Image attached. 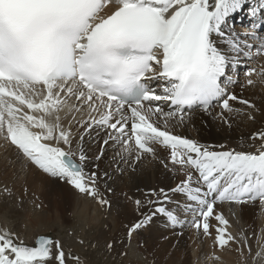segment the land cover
<instances>
[{"label": "snow or ice", "instance_id": "snow-or-ice-1", "mask_svg": "<svg viewBox=\"0 0 264 264\" xmlns=\"http://www.w3.org/2000/svg\"><path fill=\"white\" fill-rule=\"evenodd\" d=\"M260 55L264 0H0V139L107 208L102 187L112 191L110 176L100 173L98 161L109 147L121 173L146 154L160 159L182 179L132 201L138 219L128 239L160 217L168 227L206 237L214 229V244L237 245L246 261L249 237L233 235L218 208L227 204L233 217L257 205L264 212V126L240 150L174 130L216 107V118L229 127L240 115L254 121L260 109L232 89L255 86L254 73L264 77V67L257 72L247 63ZM86 142L100 144L99 154L89 155ZM256 239L254 262L264 260V236ZM69 257L82 264L59 240L40 235L28 245L0 228V264H67Z\"/></svg>", "mask_w": 264, "mask_h": 264}, {"label": "bare ground", "instance_id": "bare-ground-1", "mask_svg": "<svg viewBox=\"0 0 264 264\" xmlns=\"http://www.w3.org/2000/svg\"><path fill=\"white\" fill-rule=\"evenodd\" d=\"M237 23L239 24V18ZM247 63L259 72L264 67V55L256 56ZM241 69L239 79L243 82L246 69ZM251 78L257 81L255 86H248L241 91L239 85H236L232 91L241 98L251 100L260 109L255 113L254 121L249 120L246 115H240L232 118L229 127L216 118L215 113L220 111L216 107L212 115L197 112L187 126L177 127L175 134L195 138L204 144H224L240 150L249 135L264 126V83H260L264 77H258L254 73ZM230 103L236 108L245 107L238 102ZM79 118L77 114V119ZM71 119L69 114L63 123L67 125ZM86 147L89 155L99 154L100 144L86 142ZM166 155L163 150L159 152L161 158ZM114 156L115 152L109 147L98 161L100 173L106 171L110 176L106 183L112 191L107 192L102 187L105 197L111 202V207L107 208L101 207L87 196L80 195L68 184L44 174L30 162L18 157L14 146L0 139V209H5L11 217L19 220L12 225L16 230L24 232L27 229L30 234L32 231H50L51 228L55 230L54 223L68 225L73 216L84 218L86 223L101 227L96 240L112 243L111 253L121 256L126 264H264V260L260 258L255 262L252 259L257 250L256 237L264 236V212L260 211L258 205L245 207L242 211L237 210L235 217L227 204L218 208L231 221L229 230L233 235L243 232L249 237L252 252L249 255L245 249L246 261L235 251V244L220 250L214 244V229L212 235L206 237L191 227H168L160 217L135 232L129 240L127 228L138 216L134 204H126L125 200L131 201L127 196L131 197L133 190L138 187L140 192L136 194L135 191L134 200L142 198V192L152 188L172 187L182 177H174L160 159H153L147 154L132 167L123 165L121 173L113 163ZM100 183L103 186L105 180L101 179ZM5 186L10 189V194L2 191ZM18 196L23 197L19 200ZM211 222L214 225L217 223L214 220ZM213 254L218 255L220 260L210 259ZM106 260L108 262L107 257Z\"/></svg>", "mask_w": 264, "mask_h": 264}, {"label": "rangeland", "instance_id": "rangeland-1", "mask_svg": "<svg viewBox=\"0 0 264 264\" xmlns=\"http://www.w3.org/2000/svg\"><path fill=\"white\" fill-rule=\"evenodd\" d=\"M139 189L140 188L136 187V190H133V194L131 196L132 199L131 201L125 200L126 204L130 205V203H132L135 191L136 194H138L140 192ZM9 197L13 198L12 196ZM22 197L23 196H18V199L20 200ZM129 197L130 196H127V199H129ZM72 218L73 222L71 221L68 225L54 223V227L56 226L55 230L51 228L50 231L49 229L46 231H32V234H30L27 229H25L24 232H19L18 229L16 230L12 225H14V223H18L19 220L11 217L5 209H0V228L7 229L10 232L15 233L16 237L23 240L28 245L34 243L37 235H51L52 233L55 240H59L63 245L64 251L66 253L70 251L72 255L79 256L82 264H126V260H122L121 256L113 255L111 253V250L108 249V241L98 242V240H96L99 232L98 230L101 228L100 226L88 224L85 222L84 218H79L77 216H73ZM23 227H25V225ZM80 241H83V243H80ZM106 257L108 258V262ZM67 264H73L70 257L67 260Z\"/></svg>", "mask_w": 264, "mask_h": 264}, {"label": "water", "instance_id": "water-1", "mask_svg": "<svg viewBox=\"0 0 264 264\" xmlns=\"http://www.w3.org/2000/svg\"><path fill=\"white\" fill-rule=\"evenodd\" d=\"M40 236V235H39ZM44 236V235H43ZM38 237V236H37ZM46 237H50V238H52L51 236H46Z\"/></svg>", "mask_w": 264, "mask_h": 264}]
</instances>
